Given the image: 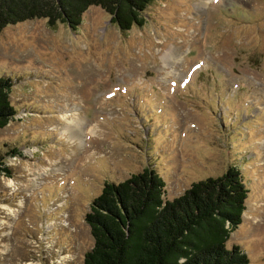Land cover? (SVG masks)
<instances>
[{
  "label": "rangeland",
  "instance_id": "rangeland-1",
  "mask_svg": "<svg viewBox=\"0 0 264 264\" xmlns=\"http://www.w3.org/2000/svg\"><path fill=\"white\" fill-rule=\"evenodd\" d=\"M143 17L122 32L91 6L77 30L0 32L16 110L0 129V264H83L92 200L148 166L169 201L238 168L249 193L226 246L264 264V0H153Z\"/></svg>",
  "mask_w": 264,
  "mask_h": 264
},
{
  "label": "trees",
  "instance_id": "trees-1",
  "mask_svg": "<svg viewBox=\"0 0 264 264\" xmlns=\"http://www.w3.org/2000/svg\"><path fill=\"white\" fill-rule=\"evenodd\" d=\"M152 1L0 0V32L35 19L77 30L91 6L100 7L127 32L143 25ZM12 87L10 78L0 77V129L16 114L10 102ZM0 175L10 176L1 158ZM248 193L233 166L221 176L192 183L171 201L164 199L165 182L149 166L122 182H105L85 215L94 243L83 264H248L239 245L226 246L242 223Z\"/></svg>",
  "mask_w": 264,
  "mask_h": 264
},
{
  "label": "bare ground",
  "instance_id": "bare-ground-1",
  "mask_svg": "<svg viewBox=\"0 0 264 264\" xmlns=\"http://www.w3.org/2000/svg\"><path fill=\"white\" fill-rule=\"evenodd\" d=\"M68 130H71L70 128H66L65 130H64V132H68ZM77 130V129H76ZM75 130V131H76ZM75 133V132H74ZM72 135V134H71Z\"/></svg>",
  "mask_w": 264,
  "mask_h": 264
}]
</instances>
